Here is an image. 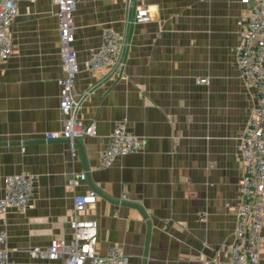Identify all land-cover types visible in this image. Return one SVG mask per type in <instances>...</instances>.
Here are the masks:
<instances>
[{"label":"crops","instance_id":"1","mask_svg":"<svg viewBox=\"0 0 264 264\" xmlns=\"http://www.w3.org/2000/svg\"><path fill=\"white\" fill-rule=\"evenodd\" d=\"M149 20L129 25L123 73L89 71L106 28L117 32L133 15L126 0H79L73 15L81 96L78 119L96 135L65 140L56 7L18 0L9 29L13 52L0 61V199L4 178L32 180L27 208H9L6 264H60L33 259V247L68 242L75 195L93 188L95 250L118 247L130 264H227L239 203L238 141L255 103L235 58L251 4L241 0H138ZM206 78L207 83L195 79ZM116 123L140 148L99 168V154ZM84 173L70 189L67 181ZM90 264V263H85ZM264 264V225L259 251Z\"/></svg>","mask_w":264,"mask_h":264},{"label":"built area","instance_id":"2","mask_svg":"<svg viewBox=\"0 0 264 264\" xmlns=\"http://www.w3.org/2000/svg\"><path fill=\"white\" fill-rule=\"evenodd\" d=\"M18 0H0V61L7 60L13 52L9 29L17 14ZM35 1V0H27ZM55 5L58 28L59 57L62 76L59 86V110L62 115L61 129L45 135L46 140H65L73 150V142L86 136L96 135L94 123L84 124L78 119L81 96L76 95L75 79L78 72L77 54L74 47L73 15L79 0H48ZM251 4L246 18L239 20L238 45L235 48L236 65L243 82L253 91L255 103L250 117L238 141L242 162L241 181L238 190L239 203L235 213L233 243L229 249L227 264H259V251L264 225V0H241ZM133 15L124 23V30L117 32L106 28L102 33L100 48L87 61L89 71L110 70L123 72L126 51L129 46V25L149 20L147 8L138 0H126ZM206 84V78L195 79ZM141 140L126 132L123 123H116L99 154V168H106L115 159L137 151ZM84 173L73 175L67 181L70 189L79 181H85ZM32 192V180L25 175H8L4 178V196L0 199V220L4 221L9 208L24 211ZM91 188L75 195L73 216L70 221L72 237L68 242L52 239L45 248L33 247L28 254L33 259L59 261L60 264H130L121 250L112 246L104 254L95 250L97 223L82 216L97 199ZM9 249L6 233L0 229V264H6Z\"/></svg>","mask_w":264,"mask_h":264},{"label":"rangeland","instance_id":"3","mask_svg":"<svg viewBox=\"0 0 264 264\" xmlns=\"http://www.w3.org/2000/svg\"><path fill=\"white\" fill-rule=\"evenodd\" d=\"M142 6V5H141ZM133 25V24H132ZM128 29V28H127ZM129 37V36H128ZM124 67H125V65H124ZM123 71H124V68H123ZM123 72H121V74H122ZM234 224H235V222H234ZM233 229H234V227H233ZM232 235H233V233H232Z\"/></svg>","mask_w":264,"mask_h":264}]
</instances>
